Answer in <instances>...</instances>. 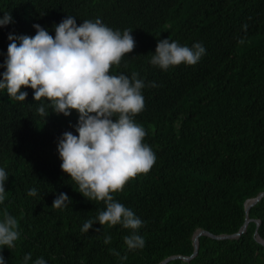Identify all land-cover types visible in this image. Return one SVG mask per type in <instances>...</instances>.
I'll use <instances>...</instances> for the list:
<instances>
[{
	"label": "trees",
	"instance_id": "1",
	"mask_svg": "<svg viewBox=\"0 0 264 264\" xmlns=\"http://www.w3.org/2000/svg\"><path fill=\"white\" fill-rule=\"evenodd\" d=\"M4 13L13 22L0 26V79L9 35L35 36L34 24L53 37L54 26L68 15L78 26L99 18L121 33L133 30L136 47L110 74L135 72L145 82V107L134 119L156 155L147 175L113 194L143 221L137 234L145 246L129 251L124 237L132 230L121 225L97 222L83 233L84 223L105 205L78 191L57 150L64 132L78 135L79 114H56L45 101L49 115L43 118L33 89L22 88L26 101L0 90V168L9 176L0 222L7 209L20 232L14 248L0 250L6 264H24L29 253L28 264L40 257L46 264H158L190 255L198 228L239 230L246 199L264 191V0H0V17ZM165 38L188 47L201 43L206 52L194 66L164 71L150 60ZM33 188L37 195L29 196ZM59 193L72 200L66 208L52 207ZM248 216L238 237L202 234L193 258L165 264H264V245L255 237L257 232L264 240V195ZM107 236L111 242L105 244Z\"/></svg>",
	"mask_w": 264,
	"mask_h": 264
},
{
	"label": "clouds",
	"instance_id": "2",
	"mask_svg": "<svg viewBox=\"0 0 264 264\" xmlns=\"http://www.w3.org/2000/svg\"><path fill=\"white\" fill-rule=\"evenodd\" d=\"M12 22L11 13L0 17V26ZM33 27L35 36L9 35L0 90L6 89L12 100L26 101L28 93L22 88L33 89V99L40 102L38 113L43 118L49 115L45 101L56 114L67 117L73 110L79 114L75 128L78 135L66 131L59 138L60 167L87 200L105 205L94 220L84 223L81 231L88 233L97 222L109 228L121 225L132 230L131 235L124 237L128 250L142 249L145 241L137 230L143 221L113 195L123 192L127 183L138 175H147L156 162L151 147L143 143L145 130L134 119L145 107L142 95L145 82L135 72L131 77L110 74L112 67H119L125 55L136 47L133 30L121 33L99 18L83 20L78 26L75 17L69 15L54 26V37L39 24ZM205 52L201 43L188 47L165 38L158 40L150 63L164 71L180 64L194 66ZM8 177L0 168V203L6 198ZM28 195L36 196L37 190L31 189ZM71 202L66 193H59L52 207L63 209ZM19 237L18 221L5 209L0 222V250L14 248ZM110 242L111 237H105L104 243ZM23 259L28 264L31 253ZM121 259L126 260L127 256ZM0 264H6L2 251ZM34 264H46V261L40 257Z\"/></svg>",
	"mask_w": 264,
	"mask_h": 264
},
{
	"label": "water",
	"instance_id": "3",
	"mask_svg": "<svg viewBox=\"0 0 264 264\" xmlns=\"http://www.w3.org/2000/svg\"><path fill=\"white\" fill-rule=\"evenodd\" d=\"M264 195V191L259 192L256 196L251 197L249 199H246L245 203H244V207H245V221L243 223V225L239 228V230L235 233L232 234H213L205 229L202 228H198L196 229V231L193 234V252L188 255V256H181V255H172V256H168L165 259H163L161 262H159L158 264H165L167 261H169L172 258H178L181 257L183 260H189L191 258H193L198 251V247H199V240L198 237L202 234H206L212 238H217V239H224V238H235L238 237L242 232L245 231L247 223L251 220L248 216V210L249 208L254 205L257 201H259V199ZM257 225L259 224V220H255ZM255 237L256 239L261 242L264 245V240L257 234V232H255Z\"/></svg>",
	"mask_w": 264,
	"mask_h": 264
}]
</instances>
